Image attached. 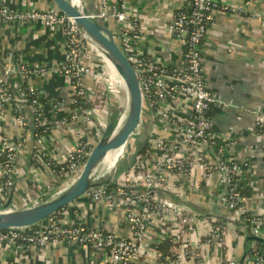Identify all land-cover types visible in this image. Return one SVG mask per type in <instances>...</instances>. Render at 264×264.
I'll return each mask as SVG.
<instances>
[{"label": "built area", "instance_id": "built-area-1", "mask_svg": "<svg viewBox=\"0 0 264 264\" xmlns=\"http://www.w3.org/2000/svg\"><path fill=\"white\" fill-rule=\"evenodd\" d=\"M132 1L100 0L99 18L114 22L113 34L138 74L145 97V113L137 134L143 131V136L147 135V149L145 146L134 166L116 181L114 189L110 188L113 184L108 183L84 196L90 202L121 205L129 237L84 225L67 218L62 211L38 226L0 232V246L25 249L27 246L47 247L66 242L104 252L110 264H141L148 253L150 264H188L194 259V249H204L211 242H215L216 250L223 249L225 233L219 224L212 225L207 241L193 244L190 235L198 226L197 215L183 202H177L183 198L180 188L170 180L171 174L179 183L187 181L189 185L199 183L198 176L203 180L215 174L221 185L222 207L233 220H240L241 216L248 214L238 181L248 164L222 159L224 148L217 140L210 113L216 107L228 109L230 105L210 90L202 58L211 14L220 5L216 0H174L178 10L167 23L166 30L178 42L181 62L170 67L140 47L139 43L144 39V24ZM0 22L38 26L59 34L63 39L65 60L51 66L33 67L14 52L0 49V112L11 108L16 122L25 130L29 124L23 104L29 105L35 144L43 143L45 135L41 134V127L48 134L60 129H69L71 134L77 132L73 150L57 166V174L67 178L69 185L99 140H92L90 135L95 131L99 136L103 126L101 113L109 108L108 100H104L99 89L102 82L110 83L107 73L115 72L74 20L58 10L18 9L0 4ZM53 77L67 80L73 100L47 98L32 85L33 81ZM81 99L89 102L90 107H83ZM71 105L77 109H69ZM256 116L257 127L263 131L264 106ZM159 130L173 134L175 139L162 137ZM27 147L29 140L11 141L0 129L2 199L21 176V159ZM131 151L127 146L120 159L123 160ZM151 152L153 155L149 161L147 157ZM154 220L158 222L161 233L153 241L150 223ZM241 224L251 228L252 236L261 237L264 213L251 214ZM169 238L175 245L173 256H165L158 250ZM251 260L253 264H264L261 254L251 256ZM226 264L235 262L230 259Z\"/></svg>", "mask_w": 264, "mask_h": 264}, {"label": "crops", "instance_id": "crops-1", "mask_svg": "<svg viewBox=\"0 0 264 264\" xmlns=\"http://www.w3.org/2000/svg\"><path fill=\"white\" fill-rule=\"evenodd\" d=\"M82 1L80 8L89 13H99V0ZM216 1L220 6L211 14L208 34L202 46V58L210 90L230 107H216L210 115L217 140L224 148L222 159L248 164L238 177L244 208L250 214H261L264 213V130L257 127L256 112L264 106V0ZM0 4L18 9L54 10L48 0H0ZM132 4L144 24V39L140 41V47L170 67L177 66L181 62V49L177 40L168 34L166 26L173 19L178 5L174 0H133ZM1 48L14 52L19 59L33 67L57 65L65 60L62 37L38 26L0 22ZM32 85L50 99L68 100L70 96L68 82L64 78L36 80ZM10 87L16 92L12 84ZM126 99V107L112 121V127L119 126L121 120L126 118L129 107ZM23 108L29 124L25 130L16 122L11 108L0 112V129L11 141L29 140V147L21 159L20 178L6 198L0 197V204L4 206L13 195L11 210L40 204V201L47 200L52 190L67 186V178L57 174V166L73 150L74 134L77 133L60 129L46 135L42 144H35L30 106L24 102ZM94 132L90 137L96 141L98 136ZM141 133V137L131 140L136 146L142 140L143 131ZM159 135L175 139L167 131H160ZM152 155L151 152L147 157L149 161ZM109 158L110 162H114L115 155L110 154L106 161ZM117 162L110 164L115 165L112 168L105 162L98 176L104 180L114 177ZM198 177L199 183L189 185L187 181L179 183L176 176L170 175V180L180 188L183 198L177 202H183L197 215L198 226L190 235L191 241L193 244L207 241L212 225L219 224L225 233V247L216 250L215 242H211L204 249H194V259L188 264H226L230 259L235 264H253L251 256H264V244L247 242L252 236L251 228L241 224L247 215L233 220L222 207L221 185L216 175L203 180ZM65 216L93 228L99 227L118 236L129 237L125 214L118 203L90 202L83 197L65 211ZM160 229L156 220L150 223L153 241L160 235ZM261 237L264 239V227L261 228ZM170 239L158 248L165 256L175 254V245ZM246 249L248 254L241 261ZM149 254L141 264H150ZM0 264H110V259L104 252L92 247L61 242L55 246H27L25 249L0 246Z\"/></svg>", "mask_w": 264, "mask_h": 264}, {"label": "water", "instance_id": "water-1", "mask_svg": "<svg viewBox=\"0 0 264 264\" xmlns=\"http://www.w3.org/2000/svg\"><path fill=\"white\" fill-rule=\"evenodd\" d=\"M48 3L54 10L74 20L89 43L108 62L115 74L123 80L130 98L129 116L122 130L116 135H113L111 131L112 122L105 127L103 135L93 147L81 171L56 195L43 203L18 210L10 209L13 201V195H11L7 203L0 207V232L20 231L38 226L83 198L89 191L108 183L116 185V181L134 166L147 142L145 134L138 146L134 148L135 150L129 152L123 160L119 157L114 177L103 181L95 180L98 169L105 163L108 156L118 153L121 155L137 134L144 120L145 97L138 74L109 28V20L99 18L100 13L93 14L79 8L70 0H48ZM168 196L172 198L171 195ZM250 241L264 244L262 237L250 236L247 242ZM247 254L246 249L241 261L245 260Z\"/></svg>", "mask_w": 264, "mask_h": 264}, {"label": "rangeland", "instance_id": "rangeland-1", "mask_svg": "<svg viewBox=\"0 0 264 264\" xmlns=\"http://www.w3.org/2000/svg\"><path fill=\"white\" fill-rule=\"evenodd\" d=\"M115 76H116V74H115ZM108 78L110 79L111 85H110V83H106V81H105V82H102L101 88L99 89L101 93H104V96L106 98L108 97L107 98V100H108L107 102L110 104L108 110L106 112L101 113V116L103 118V126L99 130V136H98L99 139L103 135V133L105 131V127L109 126V124L112 122V119H113L115 113L116 112H120L121 109L125 108L126 104H127V99H126L127 98V93H126L125 88H123L120 85V80L117 81L116 79H114L113 75H108ZM128 147H131L132 149H134L137 146L135 145L134 142L131 141L128 144ZM106 164H107V166L109 168H112V167L115 166V165L110 166V158H109L108 161H106ZM64 187L52 190L51 194H49L47 199H49L53 195H56V193H58V191H60ZM44 201H46V200H43V202ZM40 203H41V201H40Z\"/></svg>", "mask_w": 264, "mask_h": 264}, {"label": "bare ground", "instance_id": "bare-ground-1", "mask_svg": "<svg viewBox=\"0 0 264 264\" xmlns=\"http://www.w3.org/2000/svg\"><path fill=\"white\" fill-rule=\"evenodd\" d=\"M70 1L73 2V3H74L76 6H78L79 8H80L81 5L83 4V1H82V0H70ZM100 10H101V6H100ZM99 12H100V11H99ZM107 74H108V75H113V78L116 79L117 81L120 80V85H121L123 88H125V90H126L127 98H128V104H129V107H128V114H127L126 118H125V119H122L120 125L117 126V127H112V125H111V131H112L113 135H116V134H118V133L122 130V128L124 127V125H125V123H126V121H127V119H128L129 111H130V98H129V94H128L127 87H126L125 83L123 82V80L120 79L117 75L115 76L114 73L108 72ZM141 136H142V133L139 132L135 137H136V138H139V137H141ZM125 150H126V148H125ZM120 156H121L120 153L116 154V155H115V160H114V162H110V164H114V163H116V162L118 161V159H119ZM106 160H107V159H106ZM105 162H106V161H105ZM100 169H101V168H100ZM100 169H98V171H97V173H96V175H95V177H94L96 181H97V178L99 177V176H98V173H100V172H99Z\"/></svg>", "mask_w": 264, "mask_h": 264}, {"label": "trees", "instance_id": "trees-1", "mask_svg": "<svg viewBox=\"0 0 264 264\" xmlns=\"http://www.w3.org/2000/svg\"><path fill=\"white\" fill-rule=\"evenodd\" d=\"M99 1H100V0H99ZM109 28H110L112 31L115 29L114 22L110 21ZM102 95L104 96V93H102ZM107 98H108V97H107ZM107 98L104 96V100H105V101H106ZM73 99H74L73 97H70V96L68 97V100H70V101L73 100ZM79 101L83 102V105H84L83 107H85V108H88V106L90 107V105H91L89 102L87 103L86 100L81 99V100H79ZM111 106H112V105H111ZM69 109H71V110H75V109H77V106H75V105H71V106L69 107ZM118 113H119V112H116V113H115V115H114L112 121L116 118V116L118 115ZM42 131H43V132H42ZM40 132H41V134H43V135H45V136L48 135V133H46V132L44 131V128H43V127L40 128ZM103 180H104V179H102L101 176H99V177L97 178V181H103ZM110 188L114 189L115 186H114V185H111ZM241 192H242V190H241ZM246 194H248V192H246ZM79 201H80V199L77 200L76 202L78 203ZM76 202H75V203H76ZM69 208H70V206H68L67 208L61 210L60 212H62V211H66V212H67V211L69 210ZM250 215H251V214L248 213L246 218H249ZM162 246H163V245H162ZM162 246H161V247H162ZM260 246L262 247V245H260ZM263 246H264V245H263Z\"/></svg>", "mask_w": 264, "mask_h": 264}]
</instances>
